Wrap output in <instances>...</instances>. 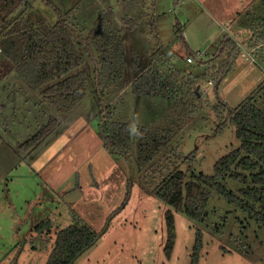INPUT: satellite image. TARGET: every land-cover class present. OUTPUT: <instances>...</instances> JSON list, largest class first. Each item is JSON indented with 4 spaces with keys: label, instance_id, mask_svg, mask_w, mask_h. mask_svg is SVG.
I'll return each mask as SVG.
<instances>
[{
    "label": "rangeland",
    "instance_id": "374dc122",
    "mask_svg": "<svg viewBox=\"0 0 264 264\" xmlns=\"http://www.w3.org/2000/svg\"><path fill=\"white\" fill-rule=\"evenodd\" d=\"M47 1L52 6L32 0V7L50 24L58 19V11L71 9L69 20L78 32L84 28L82 35L98 17L116 25L125 72L98 102L93 66L86 61L77 69L87 73L86 95L69 112L47 105L38 90L28 88L13 72L0 79V264H46L57 230L76 221L98 235L73 264H191L197 230L203 242L199 264H264V227L215 190L199 221L172 210L176 237L166 257L165 210L170 206L154 193L158 179L152 172L166 155L187 175L214 174L215 162L237 148L240 140L231 120L215 115L212 105L222 100L236 107L251 96L264 111V55L253 52L255 61L239 58L218 95L198 87L202 99L212 105L186 120L174 100L134 94V72L128 69L129 50L134 48L140 68L166 70L180 85L177 89L186 92L188 80L201 77L210 59L205 63L201 56V61L189 62L190 51L204 55L207 50L212 57L216 43L230 37L238 55L242 32L264 31V0ZM133 19L135 25L130 27ZM51 118L60 122L50 134L29 151L20 147ZM103 118L128 124L127 155L105 147L99 134ZM140 127L174 131L167 145L143 166L137 159ZM221 182L234 193L240 186L228 178ZM45 219L53 222L50 233L42 236L46 246L32 247L31 240L37 238L33 228Z\"/></svg>",
    "mask_w": 264,
    "mask_h": 264
},
{
    "label": "trees",
    "instance_id": "16d2710c",
    "mask_svg": "<svg viewBox=\"0 0 264 264\" xmlns=\"http://www.w3.org/2000/svg\"><path fill=\"white\" fill-rule=\"evenodd\" d=\"M42 1L52 6L50 1ZM32 6V0H0V79L13 72L23 79L28 88L38 90L47 105L61 112H69L86 95L87 73L77 69L89 61L95 73L96 98L98 102L102 101V96L125 72L123 43L118 27L109 19L98 17L87 33L82 35L84 28H80L78 32L76 25L69 20L71 9L65 13L58 11V19L50 24L38 12L33 11ZM177 24L178 22L177 30L181 31ZM129 25L133 27L135 20H130ZM217 50L224 53L225 58L214 59L213 63L207 64L201 77L189 79L185 85L189 86L186 92H180L177 89L180 85L176 86L177 83L168 77L166 70L158 66L140 68V56L134 48H130L128 69L134 72L132 91L136 95L162 96L174 100L186 120L198 109L212 105L210 100L202 99L199 88L196 90L199 81L217 75L216 88L217 83L232 68L233 54L236 53L234 42L225 37ZM190 54L194 56L195 52L190 51ZM176 72L180 73L179 70ZM250 98L251 96L236 107L229 106L218 98L220 102L212 105L215 115L220 114L231 120L240 140L237 148L215 162L214 174L190 172L187 175L166 155L162 161L154 164L152 172L158 179L154 193L170 206L165 210L166 238L163 250L166 257H170L176 237L172 210L182 211L193 220H201L211 190H215L264 227V111ZM102 110L104 108H101V112ZM59 122L56 118L49 119L47 124L22 142L20 147L31 150ZM99 134L109 151L124 155L129 153L131 138L127 123L103 118ZM173 137L174 131L170 129L138 128L136 144L139 164H148ZM1 140L0 135V142ZM189 156L192 155L188 154L187 157ZM223 178L240 184L236 193L221 182ZM52 225L50 219H45L34 226L37 238L31 240L35 242L32 247H36L38 243L41 248L46 246L47 240L42 236L50 233ZM97 235L79 221L59 228L46 264H73ZM202 243V233L197 230L191 264H199Z\"/></svg>",
    "mask_w": 264,
    "mask_h": 264
},
{
    "label": "crops",
    "instance_id": "0c3cea01",
    "mask_svg": "<svg viewBox=\"0 0 264 264\" xmlns=\"http://www.w3.org/2000/svg\"><path fill=\"white\" fill-rule=\"evenodd\" d=\"M261 30V29H260ZM260 30H257V29H253V30H251L250 31V33H247V32H242L241 33V36L243 37V41H238V47H240L241 48V50H239V54L238 55H236V53H235V55L233 54V59H232V68H231V70L229 71V73L227 74V76L234 70V67H235V65L237 64V62H238V59L239 58H244V59H246V57L247 56H243L242 55V52L243 51H246V52H248L249 54H251V56L253 57V52H257V55H264V31L262 32V31H260ZM230 38V37H229ZM232 38V37H231ZM207 44H208V42L206 41V46H207ZM218 43H216V45H215V49H214V56H212V57H210V55L213 53V52H208L207 50H205V53H204V55H202V57H204V60L202 61V62H205V60L207 59H209L208 60V62H207V64H211V63H213L212 61L214 60V59H216V60H220V59H222V58H225V55H224V53H220L218 50H217V48H218ZM186 46L188 47V45L186 44ZM189 48V47H188ZM203 53V52H202ZM250 56V57H251ZM253 59H254V57H253ZM253 61H255V60H253ZM201 63V62H200ZM206 63V62H205ZM207 64H206V66H207ZM226 76V77H227ZM211 77V76H210ZM213 77H215L216 78V81H217V75H213ZM225 77V78H226ZM224 78V79H225ZM224 79H222L221 81H219L218 83H217V87L215 88V85H216V83L214 82V84H213V86H212V88L211 89H213V91H215L214 89H217V94H218V92H219V88H220V84H221V82L224 80Z\"/></svg>",
    "mask_w": 264,
    "mask_h": 264
},
{
    "label": "built area",
    "instance_id": "2783aa9c",
    "mask_svg": "<svg viewBox=\"0 0 264 264\" xmlns=\"http://www.w3.org/2000/svg\"><path fill=\"white\" fill-rule=\"evenodd\" d=\"M202 55H203L202 52L196 51L194 56L193 55H188L187 56V61H189V62H192V61H201V56ZM242 55L243 56L244 55L247 56L246 59L251 56V54H249L246 51H243L242 52ZM251 58H252V60H254L252 56H251ZM215 80H216L215 77H207L206 80H205V82H204V84L203 85H200L201 91H203L204 93H206L209 89L212 88Z\"/></svg>",
    "mask_w": 264,
    "mask_h": 264
},
{
    "label": "water",
    "instance_id": "95a60500",
    "mask_svg": "<svg viewBox=\"0 0 264 264\" xmlns=\"http://www.w3.org/2000/svg\"><path fill=\"white\" fill-rule=\"evenodd\" d=\"M198 87H199V86L197 85L196 90L198 89Z\"/></svg>",
    "mask_w": 264,
    "mask_h": 264
}]
</instances>
